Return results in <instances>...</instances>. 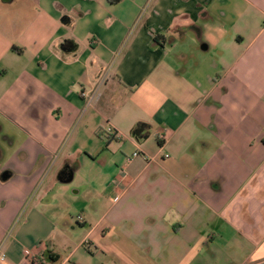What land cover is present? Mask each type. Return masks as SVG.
<instances>
[{
  "label": "crops",
  "instance_id": "crops-1",
  "mask_svg": "<svg viewBox=\"0 0 264 264\" xmlns=\"http://www.w3.org/2000/svg\"><path fill=\"white\" fill-rule=\"evenodd\" d=\"M0 134L3 264H264V0H0Z\"/></svg>",
  "mask_w": 264,
  "mask_h": 264
},
{
  "label": "rangeland",
  "instance_id": "rangeland-1",
  "mask_svg": "<svg viewBox=\"0 0 264 264\" xmlns=\"http://www.w3.org/2000/svg\"><path fill=\"white\" fill-rule=\"evenodd\" d=\"M202 25H204L202 22L199 24H192L190 30L187 31V37L183 41L177 43L175 46L173 45L174 47L171 46L167 48V56H178L180 59L182 56H188V62L183 63L185 64L186 69L190 71L196 68L198 63L201 65L204 61L208 60L216 62L219 59H223L224 56L230 57L234 56L235 53H239V51L236 52L233 48L234 39L231 38L230 30L220 28L216 29V32H214L213 29H209L207 24H205V28H202ZM204 45H209L210 49L202 52L201 48ZM196 46L200 47V49H196ZM9 132L12 133V130L9 129ZM0 136L2 135L0 134ZM90 144L93 150L100 143L92 140L90 141ZM102 146L104 147L103 143ZM9 148L10 146L8 143L0 138V151L3 150L5 152L9 150ZM83 180L84 178L82 174H80L77 182L83 187V191L92 193L95 189L88 186L87 182H84ZM108 205L110 206L111 203L108 202ZM80 212L81 211L74 213Z\"/></svg>",
  "mask_w": 264,
  "mask_h": 264
},
{
  "label": "built area",
  "instance_id": "built-area-1",
  "mask_svg": "<svg viewBox=\"0 0 264 264\" xmlns=\"http://www.w3.org/2000/svg\"><path fill=\"white\" fill-rule=\"evenodd\" d=\"M97 91H98L97 89H94L89 92H85V91L81 92V97L85 101L86 109L92 107L95 98L97 96ZM108 133L112 135L115 134V132L111 128L108 129ZM138 156L139 154L135 153L133 157H138ZM23 256H24V264H46L47 262V258H45L43 254L33 252L30 249H25L23 252ZM6 260H7V255L0 246V264H3Z\"/></svg>",
  "mask_w": 264,
  "mask_h": 264
},
{
  "label": "water",
  "instance_id": "water-1",
  "mask_svg": "<svg viewBox=\"0 0 264 264\" xmlns=\"http://www.w3.org/2000/svg\"><path fill=\"white\" fill-rule=\"evenodd\" d=\"M149 129V126L146 123H140L138 124L137 128L134 130L133 132V136L137 137V138H142L144 132ZM145 138H147V135L145 136ZM9 179V176H7V174H4L2 177V180L6 181Z\"/></svg>",
  "mask_w": 264,
  "mask_h": 264
},
{
  "label": "trees",
  "instance_id": "trees-1",
  "mask_svg": "<svg viewBox=\"0 0 264 264\" xmlns=\"http://www.w3.org/2000/svg\"><path fill=\"white\" fill-rule=\"evenodd\" d=\"M109 1L112 2V3H118L120 0H109ZM13 51H15V49H13ZM109 139H114V137L111 136V137H109ZM59 261H60V257L59 256H56V255L54 256L53 254H50L49 262H51L52 264H57Z\"/></svg>",
  "mask_w": 264,
  "mask_h": 264
}]
</instances>
